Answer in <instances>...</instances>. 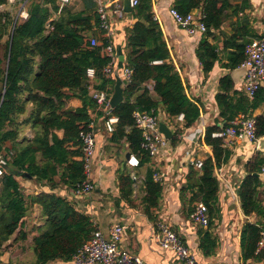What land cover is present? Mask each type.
Segmentation results:
<instances>
[{
  "label": "trees",
  "instance_id": "trees-1",
  "mask_svg": "<svg viewBox=\"0 0 264 264\" xmlns=\"http://www.w3.org/2000/svg\"><path fill=\"white\" fill-rule=\"evenodd\" d=\"M178 3L177 8L184 14L195 7H202L209 28L220 27L230 7L229 0H179ZM17 4H20L19 0L14 3L0 0V38L7 36L3 53L0 54V152L7 142L12 143L11 148L15 151L9 159V169L0 177L3 183L0 195V246L21 226L28 209L27 197L17 180V174L28 172L40 182L48 180L53 183L58 168L64 166L61 173L63 182L74 189L82 183L85 178L83 162L75 159V156L82 154L81 132L88 129L92 120L90 109L98 106L97 100L89 94L91 81L87 69L90 66L96 68V78L103 88L115 81L105 71L112 59L107 51L110 34L101 27L97 11L91 14L86 9L75 12L67 5L58 12V0H29L27 19L17 17L11 10L1 9L5 5L8 8ZM93 4L92 0L87 1V8L93 7ZM152 10L153 0H139L133 9L132 16L137 21L128 28L126 42V66L133 69V77L124 88V100L112 110L113 114L119 116L113 139L120 142L126 138L130 151L140 157V164L149 161L150 156L142 147L143 135L134 124L133 114L137 109L157 113L159 105L147 88L140 92L144 83L154 79L155 90L166 111L170 116L183 113L187 126H192L201 113L200 106L187 92L179 70L169 61L171 53L159 24L153 19ZM48 25L52 29L46 32ZM96 28L101 32L97 43L93 44L90 32ZM209 33L208 30L206 36ZM257 36L264 37V33ZM249 40L239 44L236 37H231L230 42L237 46L230 63L233 67L243 63L244 48ZM198 55L206 71L212 69L218 58L216 47L206 37L200 42ZM221 86L223 91L217 95V99L222 113L230 121L241 112L254 116L257 136H263L264 113L254 115V112L264 103V86L260 87L253 100L235 90L230 75L221 79ZM231 90L238 95L236 100L227 95ZM71 95L79 96L83 105L67 107L66 99ZM27 102L33 103V109L24 123H31L39 130L33 139L18 141L20 127L24 124L18 122V117L26 111ZM221 128H207L202 140L212 146V155L200 169L192 167L188 184L182 187L183 201L188 200L192 212L194 203L198 201L208 205L209 225L219 212V180L215 170L232 155L231 149L224 147L220 138L212 136L214 131ZM56 129L64 130L62 138L54 132ZM70 142L78 147L68 148L67 143ZM39 152L42 154L41 162L37 159ZM263 166L264 154L256 150L246 164V175L238 188L245 214L257 217L254 222H246L242 230V259L245 262L249 259L264 261V250L257 251L264 230V179L257 174ZM121 186L124 194L128 195L132 188L131 179L123 176ZM189 191L192 192L191 196L187 195ZM162 193V183L155 181L153 172L149 171L143 200L145 212L150 218L156 216ZM35 199L43 205L47 216L39 234L33 238L36 262L70 261L97 227L87 214L54 193L44 192ZM201 234L200 246L204 253H215L218 242L209 227L202 229Z\"/></svg>",
  "mask_w": 264,
  "mask_h": 264
},
{
  "label": "crops",
  "instance_id": "crops-1",
  "mask_svg": "<svg viewBox=\"0 0 264 264\" xmlns=\"http://www.w3.org/2000/svg\"><path fill=\"white\" fill-rule=\"evenodd\" d=\"M87 1L89 0H79L76 8L72 6L74 0H71L67 5L75 12L86 9L91 14L97 11L98 1L92 0L94 4L91 8H87ZM120 1L124 6L125 0ZM178 2L179 0H153V19L159 24L167 42L171 53L169 61L179 70L187 86V92L200 106L201 113L196 122L192 126H187L185 118L180 119L179 115L170 116L161 103L160 95L155 90L156 81L148 80L142 85L140 92L147 88L152 98L159 103L157 115L163 142H161L156 155H149L150 160L140 164V157L130 151L128 140L124 138L118 142L113 139V133L106 130L104 109L99 106L93 110L90 109L98 142V151L94 158L93 191L91 193L77 192L81 183L74 189L63 182L61 173L64 166L58 168L59 172L54 177L53 183L48 180L40 182L28 172L17 174V180L27 197L28 209L21 226L10 239L4 241L0 246L2 264H38L33 249V238L39 234V229L44 226L47 216L44 214L43 205L35 198L44 192H51L62 197L78 211L87 214L97 229L100 228L106 233L114 223L122 224L125 231L122 247L132 251L148 264H183L173 250L162 247L158 238L160 231L158 222L168 225L186 241L197 259V264H264V261L249 259L245 262L242 259L243 227L248 221H256L257 217L245 214L238 188L246 175V164L257 150L254 142L249 139L241 140L232 147L231 157L215 170L219 180V212L213 218L211 225L203 226L195 223L190 209L192 206L188 200L183 201L182 196V187L188 184L192 167L200 169L191 165L190 161L202 160L204 162L212 155V146L205 144L202 140L207 128L224 127L230 123L227 115L222 113L217 99V95L223 91L221 79L230 75L235 90L244 93L245 74L239 73L240 75L236 78L233 75V69L242 64L237 67L230 64L237 52V46L230 40L231 37H236L237 42L241 44L248 39L251 41L260 38L257 35L264 33V0H229L230 7L226 11V18L220 27L211 26L209 28L207 26V31L210 32L207 36V31L188 33L174 19L170 9L177 7ZM189 12L194 13L196 21L205 22L202 7H195ZM108 18L110 22L108 33L111 36V41L117 51L122 47L126 54L127 30L133 26L137 19L133 16L129 17L128 12L125 13V17H118L113 9H109ZM100 32L96 28L90 32V36L97 39ZM204 37L216 47L218 54L210 71L204 69L203 61L198 55V48ZM115 71L109 76L114 77V84H108L105 87L109 88L111 96L117 80ZM94 83L97 90L103 88L100 86L98 78H95ZM122 86L126 87L123 82ZM67 93L72 94V91L67 90ZM94 94L90 92V95L96 98ZM227 95L234 100L238 98L233 90ZM24 97L26 98L27 95L24 94ZM82 105L83 100L79 96L71 95L66 99L67 107H81ZM32 109L33 103L27 102L26 111L18 117L20 124L29 117ZM262 113H264V103L255 110L254 115ZM242 114L245 113L241 112L235 118ZM161 122L166 123L172 131V137H167L160 130ZM38 130L39 128L34 127L31 123L22 124L18 141L33 139ZM54 132L60 138L64 136L63 129H56ZM50 142H53L52 135H50ZM5 146L9 148L12 143L7 142ZM67 146L70 149L78 147L74 142L67 143ZM128 153H130L129 157ZM82 154L75 156V159L82 161ZM132 155L139 159L137 165L129 163ZM37 159L41 162L42 154L40 152ZM8 169L9 165L6 170ZM149 171L153 172L154 180L163 185L160 207L154 218H150L146 214L143 200L146 175ZM156 174H158V178L155 177ZM123 176H128L132 182L131 192L128 195L124 194V189L121 186ZM2 189L3 183L0 180V195ZM187 195L191 196L192 192L189 191ZM208 227L218 242L216 252L210 255L205 254L200 246L201 231ZM23 234L26 235L25 238L22 237ZM46 264H73V262L71 260H55Z\"/></svg>",
  "mask_w": 264,
  "mask_h": 264
},
{
  "label": "built area",
  "instance_id": "built-area-1",
  "mask_svg": "<svg viewBox=\"0 0 264 264\" xmlns=\"http://www.w3.org/2000/svg\"><path fill=\"white\" fill-rule=\"evenodd\" d=\"M18 0H9L14 3ZM20 9L17 17L27 19L29 12L27 3L29 0H19ZM97 13L100 17L101 27L110 31V22L108 18L109 9H113L118 17H125V10L123 3L120 0H97ZM130 5L134 8L139 4V0H129ZM71 0H59V10H61L70 3ZM171 15L176 21L184 27L188 33L195 34L198 31H207V25L202 20L195 19L193 12L186 14L182 13L177 7L170 9ZM52 27L47 26L46 32ZM92 43L96 44L97 39L92 38ZM107 51L111 56V61L105 67L107 75H112L117 68L118 54L117 49L113 45L110 36V43L107 45ZM245 59L241 66H246L243 91L244 94L253 100L262 87L264 82V37L255 38L249 41L244 48ZM87 75L90 79L88 85L89 94L95 93L94 97L98 102V106L102 107L106 113L104 125L109 133H114L116 125L119 122V116L112 113L114 109L111 106L110 99L111 93L109 88L96 89L95 78L97 70L94 66L87 69ZM120 77L123 85L131 83L133 77V69L129 66L120 70ZM134 124L139 128L143 135L142 147L154 156L157 154L159 146L162 144L161 135L159 131V117L153 111H146L137 109L134 111ZM180 119H184V114L179 115ZM94 121L91 120L88 124V129L81 132L82 141V162L85 178L79 185L77 192L91 193L94 189V158L98 151L97 133L94 131ZM213 137L220 138L224 147L232 149L243 139H249L252 142H258L256 120L254 116H247L242 114L234 118L230 123L219 130L212 133ZM15 151L11 147L4 146L0 152V176L3 175L9 165V159L12 158ZM129 163L137 165L139 159L132 155ZM191 165L201 168L203 166L202 160H192ZM264 173V166L261 170ZM158 178V174L155 175ZM192 219L195 223L203 226H208L210 223V215L208 205L203 201H198L195 204L192 212ZM160 231L158 233L159 241L164 249H171L176 257L183 262V264H197L195 255L191 252L190 247L186 241L175 233L168 225L164 223H157ZM124 227L120 223H114L110 226L108 232L102 229L94 231L92 237L84 243L77 252L73 255L71 261L73 264H148L144 260L133 253L124 249L121 245L124 240ZM264 250V230L261 233V238L257 245V251Z\"/></svg>",
  "mask_w": 264,
  "mask_h": 264
},
{
  "label": "water",
  "instance_id": "water-1",
  "mask_svg": "<svg viewBox=\"0 0 264 264\" xmlns=\"http://www.w3.org/2000/svg\"><path fill=\"white\" fill-rule=\"evenodd\" d=\"M133 7L130 5L129 0H125L124 2V10L128 12L129 17L132 16ZM118 54V62H117V68L115 71L116 76V84L114 87L113 95L111 96L110 103L113 108H115L118 104H120L124 100V88L122 86V79L120 77V70L123 69L126 65V54L124 53L122 47H120L117 51ZM247 71L246 66H240L233 69V75L236 78V76L241 74H245ZM264 86V82L262 83ZM5 93V90L3 91ZM3 99V97H2ZM2 102V100H1ZM1 104V103H0ZM160 130L165 133L167 137H172V131L167 127L166 123L161 122L160 123ZM258 150L261 152H264V135L258 138ZM127 156H130V153L127 154ZM17 173V172H16ZM261 178L264 179V173L259 172L257 173Z\"/></svg>",
  "mask_w": 264,
  "mask_h": 264
},
{
  "label": "rangeland",
  "instance_id": "rangeland-1",
  "mask_svg": "<svg viewBox=\"0 0 264 264\" xmlns=\"http://www.w3.org/2000/svg\"><path fill=\"white\" fill-rule=\"evenodd\" d=\"M78 3H79V0H74V2L72 3V6H74L76 8V4H78ZM20 6H21V4H19V5L17 4L16 6L10 5V6H7L8 8H6V5H5L1 9H4V10L8 9V10H11L13 13L17 14V12H19ZM6 39H7V36H5L4 38H0V50H1L0 54L1 55H2L4 47H5V40ZM0 93H1V85H0ZM257 143L258 142L255 143L256 148L258 147ZM257 150H258V148H257Z\"/></svg>",
  "mask_w": 264,
  "mask_h": 264
}]
</instances>
